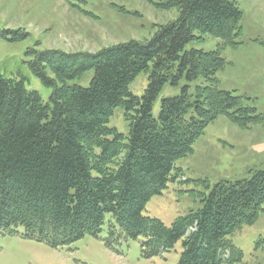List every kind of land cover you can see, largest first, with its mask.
I'll return each mask as SVG.
<instances>
[{
    "label": "trees",
    "instance_id": "16d2710c",
    "mask_svg": "<svg viewBox=\"0 0 264 264\" xmlns=\"http://www.w3.org/2000/svg\"><path fill=\"white\" fill-rule=\"evenodd\" d=\"M157 2L179 15L149 40L95 53L27 51L29 70L51 89L46 105L22 80L0 75V234L21 228L24 238L61 248L97 236L110 215L109 247L120 235L140 239V253L149 259L170 252L181 240L177 264L239 260L240 252L227 238L263 210L264 169L215 184L200 209L169 227L142 215L209 123L219 116L241 127L264 121L241 98L218 88L216 75L226 64L221 52L239 45L242 15L235 3ZM205 37L221 44L213 52H183L185 45ZM20 39L13 34L12 40ZM89 70L93 77L87 88L68 85ZM143 72L147 87L135 97L128 86ZM181 78H201L205 85L193 95L183 87L179 96L162 100L155 120L156 97L166 83L177 85ZM116 107L123 108L127 136L106 126Z\"/></svg>",
    "mask_w": 264,
    "mask_h": 264
},
{
    "label": "rangeland",
    "instance_id": "374dc122",
    "mask_svg": "<svg viewBox=\"0 0 264 264\" xmlns=\"http://www.w3.org/2000/svg\"><path fill=\"white\" fill-rule=\"evenodd\" d=\"M235 3L242 18L236 47L221 52L224 68L216 75L219 90L242 99L264 120V0H228ZM157 0H0V75L24 83L27 91L37 92L44 105L51 89L31 73L29 50H58L65 53H95L120 43L149 40L159 27L178 18L176 8L163 10ZM13 34L22 36L12 40ZM195 36L197 34L195 33ZM219 39L205 37L192 41L191 49L213 52ZM93 71L68 81V85L87 88ZM148 74L140 73L128 90L141 97ZM199 78L177 85L166 83L153 102L151 115L158 120L161 101L179 96L183 87L193 95L204 86ZM123 108L113 109L107 127L127 136L128 123ZM160 194L146 204L142 215L169 227L176 218L202 207L201 199L220 182H234L264 169V121L241 127L219 116L208 124L192 145V152L175 162ZM257 218L242 226L227 239L240 252L239 260L223 264H264V204ZM110 215L97 236H85L61 248H52L24 238L21 228L0 234V264H177L182 252L179 240L173 249L160 256L143 258L140 239L125 240L121 235L112 247L105 244ZM119 233V232H118Z\"/></svg>",
    "mask_w": 264,
    "mask_h": 264
}]
</instances>
